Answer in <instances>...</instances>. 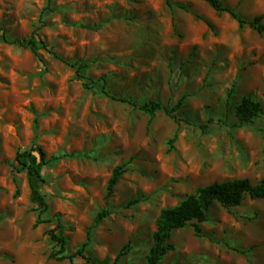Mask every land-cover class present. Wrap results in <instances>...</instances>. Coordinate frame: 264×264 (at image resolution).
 Wrapping results in <instances>:
<instances>
[{"label":"rangeland","instance_id":"obj_1","mask_svg":"<svg viewBox=\"0 0 264 264\" xmlns=\"http://www.w3.org/2000/svg\"><path fill=\"white\" fill-rule=\"evenodd\" d=\"M223 2L246 19L264 14V0ZM0 26L9 39L40 33L48 44L0 37V264H84L49 258L57 222L68 253L91 230L93 264H148L163 208L215 181L264 180V114L243 125L235 115L244 96L264 105V33L228 12L205 0H0ZM78 74L107 76L111 92L138 101L172 107L183 97L188 121L151 118L85 88ZM33 144L48 156L74 154L33 178L51 220L36 227L41 199L16 160ZM200 227L201 235L191 224L177 229L162 264H264L263 199L215 203Z\"/></svg>","mask_w":264,"mask_h":264},{"label":"trees","instance_id":"obj_2","mask_svg":"<svg viewBox=\"0 0 264 264\" xmlns=\"http://www.w3.org/2000/svg\"><path fill=\"white\" fill-rule=\"evenodd\" d=\"M205 1L219 13L228 12L240 23L241 26L249 25L258 33H264L263 13L255 16L252 19H246L239 13L236 7L226 5L223 0ZM0 37L5 42L19 44L23 47L32 46L36 40L41 41L45 47H48V44L40 33L32 36L28 41L23 39H9L6 29L3 26H0ZM56 57L77 69H82L83 67L87 66L86 64H82L81 61H68L57 54ZM78 77L83 79V85L85 88H99L107 97L122 103H127L133 108H137L142 112L149 114L151 118H153L158 111H164L176 122L181 120L188 121L182 118L178 112L183 106V97L180 98L172 107L164 105L156 100L138 101L132 97L119 96L111 92L107 86V76H101L98 79H95L83 74H78ZM261 114H264V105L251 95L244 96L235 106V115L239 120L240 125L253 122L254 119L259 117ZM209 121L212 122L213 119H210ZM200 127L205 130L207 126L200 125ZM33 152H36L38 155L37 161H31L29 159V157L33 155ZM71 155L74 154L62 152L48 156L43 147L37 144H33L29 150L17 152L16 160L22 165V169L27 171L31 190L41 199L42 207L38 209L37 218L34 224L35 227L41 223L50 222L51 220L43 218V215L48 211V202L46 201L44 195L37 188H35L32 180L34 177L42 176V170L45 166L55 163L61 159L70 157ZM124 172L125 170L121 166L117 167L113 171L108 183V195L113 192L114 187L119 183ZM246 197L264 200V180L253 182L249 178H235L222 182L215 181L211 184L198 187L193 193L187 195L186 198L183 199L179 204L172 207L163 208L157 219V228L153 233L154 243L147 254L148 264H162L165 255L169 251L175 249V246L170 242V239L177 229L191 224L195 229V233L197 235H201L202 229L200 227V223L207 221L208 212L213 204L219 203L221 206L230 209L232 207L241 205ZM107 213L108 212L104 210L99 215L105 216ZM57 221H59V219ZM59 227V222H57L56 227L49 229L47 232L51 241L55 242L56 245L59 246L58 250H54L49 253V258H55L58 260L67 259L72 262L80 258L84 261V264H93L91 262V257L87 254L91 230L88 234L87 241L84 242L76 251L68 253L66 252L68 241L64 236L57 232ZM127 250L128 245L124 246L118 252L115 262L125 255Z\"/></svg>","mask_w":264,"mask_h":264}]
</instances>
